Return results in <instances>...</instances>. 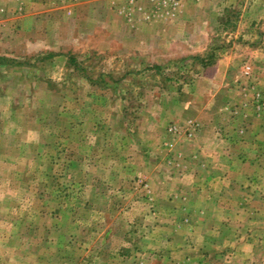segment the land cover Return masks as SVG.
Returning <instances> with one entry per match:
<instances>
[{"label":"rangeland","instance_id":"1","mask_svg":"<svg viewBox=\"0 0 264 264\" xmlns=\"http://www.w3.org/2000/svg\"><path fill=\"white\" fill-rule=\"evenodd\" d=\"M176 1L0 0V264H264V0Z\"/></svg>","mask_w":264,"mask_h":264},{"label":"crops","instance_id":"2","mask_svg":"<svg viewBox=\"0 0 264 264\" xmlns=\"http://www.w3.org/2000/svg\"><path fill=\"white\" fill-rule=\"evenodd\" d=\"M194 43H196L195 47L197 48L203 49L206 47V41L203 39L200 41H195ZM259 47L260 45H258L256 48L259 49ZM231 64L232 63H231L230 57H223V58L217 59V61L212 66V68H214V72L211 74V78L212 76H214L213 80L211 81L208 78L206 73L205 74L201 73L202 75H200L199 78L196 79L194 83L195 85L196 82L202 83V81L209 79V85L211 87H208V91L203 90V91L196 92V90H194L192 92V95L195 96V99L193 98L191 102H188V103L183 102V103H180L179 105V107H181L183 104H186L188 108V111H187L188 115L193 117V120L195 121L198 120L201 123L202 128H204V124L206 123L208 118L210 121L215 122L218 118L220 119V116L222 119L224 116L236 118L237 116L239 117V115H241L242 111L243 112L245 111L244 110L245 107L242 110L243 102L240 100V98L243 99V97L238 96V94H240V91L235 89L236 87H233V88L231 87L233 83V80H232L233 78L231 77L232 74H230V72L228 71V67H230ZM212 82H215V84L213 85L214 87L212 86L213 84ZM237 98L239 99L238 102L236 100ZM207 113L209 114L208 118L206 117L207 118L206 120H202L204 118V115ZM243 117L239 119H243ZM188 119H191V118H188ZM198 121L197 123L199 124ZM250 125L251 126H249V124L246 122H243V123L240 122V124H238L237 126V130L239 129V127H241L239 130V132L241 133L240 136L246 137L248 134H250L252 135V137L253 136L256 137V140H257L259 131H261V129H263L264 126L263 127L257 126L258 127L257 128L254 124H250ZM213 127L215 129L216 125H213ZM229 129H231L230 126H229ZM215 135H214V138L217 139L216 137L218 136L216 133ZM245 141L247 142V140ZM208 160L209 162H212L210 166L212 168V171H217L216 173L215 172L213 173V179L226 178L228 176V175L223 176V174L227 172L226 167H225L223 174L221 171H219L221 169V167H219L220 164H218V161H216L214 157L212 159L208 158ZM241 160H243V158H241ZM211 182L212 180L210 178V183ZM216 182L217 181H215L214 184L212 182V185L214 186H209L210 189L213 188V191H215L217 194L219 192H225L227 190L226 186H228L229 184H224L225 187L224 186L221 187L220 185V187L217 188Z\"/></svg>","mask_w":264,"mask_h":264},{"label":"built area","instance_id":"3","mask_svg":"<svg viewBox=\"0 0 264 264\" xmlns=\"http://www.w3.org/2000/svg\"><path fill=\"white\" fill-rule=\"evenodd\" d=\"M176 4H177V1L176 0H172V5H171L172 7L171 8L174 9L177 6ZM250 73H251V67H250L249 64L246 63L242 67V74H243L244 77H248L250 75ZM169 131L175 134V133L180 131V128L177 125H174V126H171L169 128Z\"/></svg>","mask_w":264,"mask_h":264}]
</instances>
